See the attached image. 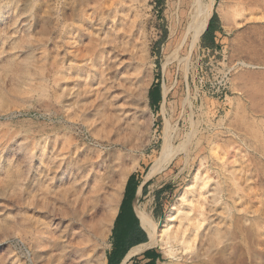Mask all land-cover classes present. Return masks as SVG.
I'll use <instances>...</instances> for the list:
<instances>
[{
  "label": "rangeland",
  "instance_id": "1",
  "mask_svg": "<svg viewBox=\"0 0 264 264\" xmlns=\"http://www.w3.org/2000/svg\"><path fill=\"white\" fill-rule=\"evenodd\" d=\"M131 172L162 263L264 264V0H0V264L105 261Z\"/></svg>",
  "mask_w": 264,
  "mask_h": 264
},
{
  "label": "crops",
  "instance_id": "2",
  "mask_svg": "<svg viewBox=\"0 0 264 264\" xmlns=\"http://www.w3.org/2000/svg\"><path fill=\"white\" fill-rule=\"evenodd\" d=\"M150 97V96H149ZM166 94L152 100V107L160 103ZM151 103V102H150ZM131 177L128 185L127 180ZM150 184V180L141 179L131 172L125 181L117 211L110 227V247L106 251L103 264H161L162 253L154 245L150 244L149 233L143 224L142 215L136 201L144 194ZM137 210V211H136ZM157 206L152 208V214L158 218ZM128 256L130 253H132Z\"/></svg>",
  "mask_w": 264,
  "mask_h": 264
},
{
  "label": "bare ground",
  "instance_id": "3",
  "mask_svg": "<svg viewBox=\"0 0 264 264\" xmlns=\"http://www.w3.org/2000/svg\"><path fill=\"white\" fill-rule=\"evenodd\" d=\"M207 12H208V9H205L201 13V15L199 16V19H198V23H197L196 27H194V33L193 34H194V36L196 38L200 34V31H201V28H202V25H203V22L205 20V17H206ZM200 180H201L200 188L201 189H205L206 186H207L208 180H209V176L204 175L203 177H200ZM229 180L231 181V183L233 184V186H235V187L238 186L237 185V182H236V176H235V174L233 172H232V176L229 178ZM123 181H125V173L120 174V176L116 180L115 179H112L110 181V183H111V185L114 188H112V191H110V192L107 193V195L105 197V200H104L105 201V204L107 205V212L112 217L115 216V213L117 211V207H118V204H119V201H120L118 196H119V192H120L121 185H122V182ZM194 181L197 182L198 179L195 178ZM203 193H205V192H203ZM212 193L214 194V193H216V191H213ZM101 217L102 216H99L97 218H94L93 215H91V217H90L93 220H95V223L93 225L94 230H95V233H97V231L99 230L98 229L99 226L102 227V224L104 225L103 218H101ZM174 219H175V214H174V211L171 210V212L167 216L166 220L164 221V224H163L161 230L158 233V238L159 239L153 238V237L150 236V241L153 242V241H155L157 239V241L160 242V244L163 246L164 251L169 256H172L173 255V249L171 248V241H173L174 239L177 238V231L179 229V227H176V229H173L172 228V224H173ZM142 221L143 222L146 221V223H147V220L144 219V218H142ZM200 224H201L200 221L197 224H195L194 230H197L198 227L200 226ZM101 229L103 230V233H104V229L103 228H101ZM213 233H214V236L215 237H217L219 235L218 231H216V232L213 231ZM189 238L190 237H188V240L183 239V241H182L184 250L185 249L186 250L189 249L190 248V240H191V242L194 240V237H192L190 239ZM131 254H133V252L130 253L128 256H130ZM89 259H91L92 261L91 260L89 261ZM87 261H89V264H103L104 263L103 256L101 257L99 254H97V252L94 253V258L91 257V256H89L87 258ZM161 264H166V263H161Z\"/></svg>",
  "mask_w": 264,
  "mask_h": 264
},
{
  "label": "trees",
  "instance_id": "4",
  "mask_svg": "<svg viewBox=\"0 0 264 264\" xmlns=\"http://www.w3.org/2000/svg\"><path fill=\"white\" fill-rule=\"evenodd\" d=\"M209 15H211V14H209ZM210 16H208V18H209ZM214 17H215V14H213V16L211 17V19L209 20L208 18L206 19V22H208V23H206L207 25H205L204 26V28L205 29H203L204 30V32H203V34H202V44L204 45V46H209V47H211L212 45H213V40H214V32L216 31V30H218V27L216 26V25H214ZM207 20H209V21H207ZM154 89H156L157 90V96H159L160 97V93H161V90H160V86L159 85H154L150 90H149V96H150V98H151V93H152V91L154 90ZM157 98V97H156ZM155 98V99H156ZM154 98H153V100H155ZM151 102V105H152V100L150 101ZM156 102V101H155ZM154 102V104H155V106L156 105H158L157 103H155ZM131 177L132 176H130L129 178H128V180H127V185H128V183H129V181H130V179H131Z\"/></svg>",
  "mask_w": 264,
  "mask_h": 264
}]
</instances>
